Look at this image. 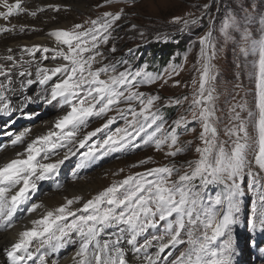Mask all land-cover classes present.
Wrapping results in <instances>:
<instances>
[{
	"label": "snow or ice",
	"instance_id": "obj_1",
	"mask_svg": "<svg viewBox=\"0 0 264 264\" xmlns=\"http://www.w3.org/2000/svg\"><path fill=\"white\" fill-rule=\"evenodd\" d=\"M115 4L123 7L112 10ZM136 4L137 0H102L97 7L109 10L70 28L51 30L49 36L55 47L39 43L21 45L8 47L6 54L0 55V118H10L11 124L16 122L11 119L14 114L35 118L39 113L24 111L33 104L67 109L52 129L30 141V128L4 133L12 146H26L15 158L0 165V229L13 227L15 214L32 199L40 182L58 175L61 166L79 149L86 150L79 152L77 169L109 153L142 146H153L158 151L166 147L165 155L176 158L189 146H181V130L194 131L187 125L198 121V159L186 161L189 171L183 173L172 163L126 175L92 196L81 208H71L81 200L76 196L47 210L32 220V226L21 231L6 249L9 264H58L52 258L57 250L76 244L74 264H129V253L143 264H160L166 259L162 256L165 250L178 245L186 247L171 264H237L243 249L238 247L233 229L242 222L248 193L253 198L245 217L249 232L245 244L264 258V241L259 238L264 235V36L256 39L248 32L255 19L251 14L264 5V0H241L237 5L239 11L228 15L221 29H231L240 36L238 54L243 60L237 67L242 73L247 71L253 85L251 105L238 103L230 108L232 116L224 132L227 140L220 139L217 127V73L212 63L217 50L212 30L198 41L201 63L197 68L198 89L189 101L191 120L180 115L169 123L161 113L173 102L157 106L160 96L138 89L179 75L181 65L170 64L164 73L153 74L147 71V64L133 67L127 59L114 58L118 50L114 34L130 23L126 9L135 8ZM208 7L204 5L205 9ZM46 8L61 10L60 5ZM45 10H29L24 0H0V20L5 22L0 33L17 30V25L9 23L12 17H37ZM172 22L182 23L179 30L184 32L198 20L173 17ZM259 22L264 24V16ZM130 27L136 29L137 25L131 23ZM34 30L26 25L18 27L20 33ZM49 60L53 66L43 63ZM34 85L37 90L26 94ZM174 104L180 105L181 100ZM110 112L116 114L108 115ZM244 112L246 116L241 115ZM92 118L106 119L100 127L78 138ZM117 121H123V125L107 131L102 140L90 142ZM61 150L62 158L52 160ZM150 159H142L132 167L145 165ZM253 166L258 170L254 171ZM174 175L176 179H172ZM245 176L247 193L243 186ZM213 185L222 186V190L209 193ZM41 206L30 203L26 213ZM162 222L164 234L147 237L149 230L157 229ZM34 242L39 243L35 250ZM153 247L157 249L154 255L149 252Z\"/></svg>",
	"mask_w": 264,
	"mask_h": 264
},
{
	"label": "rangeland",
	"instance_id": "obj_2",
	"mask_svg": "<svg viewBox=\"0 0 264 264\" xmlns=\"http://www.w3.org/2000/svg\"><path fill=\"white\" fill-rule=\"evenodd\" d=\"M63 2L66 3V7L63 9V6H61L62 10L56 12L55 15H51L52 13L50 14L49 12V14L46 15L45 10L42 13H38L37 17L34 18L39 20L42 18L46 19L51 15L54 19L53 22H55L58 26L60 25L62 27V24L66 23V25L62 28H70L76 23H82L90 18H95L103 11L109 10L108 8L97 7V5L102 3V0H63ZM38 3L39 0H30V2L24 4V6H27L26 8H30ZM240 3L241 0H137L135 8L126 9V12L128 13V21H130V23H126L117 33L114 34L117 37L115 43L118 49L114 54V58L127 59L132 63L133 67H141L147 64V71L153 74L164 73L165 69L170 64L181 65V68L178 69L179 75L171 78L165 77L166 82L163 80L157 81L152 85H142L138 89L146 94L160 96L161 100L157 102V106L167 104L169 101L173 102L172 106L163 108L161 113V115L165 117L164 112H170L171 110L172 115L170 118H165L169 121V123L178 118L180 115H185L189 120H191V112L188 111L189 101L193 99V93L198 89L199 73L197 68H199L201 63L200 45L198 41L199 38L205 35V33H207L210 29L213 33L212 42L217 50V54L214 56L212 63L214 65L215 72L217 73V80L214 82V87L216 89L217 96L216 114L220 118L217 127L220 130L219 137L221 140L228 139L224 132L225 127L229 125V121L231 120V106L238 103H246L249 106L251 105L253 99L250 91L253 87L252 81L249 79L246 70L242 73L240 68L237 67V65H239L243 60V58L238 54V47L240 45L237 42L240 40V36L231 29H226L224 31L221 30L228 15L239 11L237 5ZM204 5H209V7L205 9ZM80 6H82V8ZM245 6L247 5L245 4ZM120 7H123V5L115 4L113 5L112 10H117ZM43 15L46 16L43 17ZM251 15L255 17V19L250 22L248 32L253 38L259 39V37L264 36V31H261V29L264 28V24L259 22L260 17L264 16V5H262L258 11L252 12ZM19 17L20 16L16 18ZM173 17L197 19L198 23L194 26H189L186 31L181 32L179 29L183 27L182 23H173ZM47 22L48 21H45V23ZM131 23L136 24L137 28L131 29ZM225 32L228 34L225 35ZM30 33H33V31H30L29 34ZM140 33H143V36H141ZM23 34L24 33L15 32L11 34L12 36H10H20ZM10 36H7L6 33L4 37H0V42L7 40V38L10 39ZM246 43V41L241 42L242 45ZM165 45L167 46V49L164 48ZM162 47L165 50H168V60L162 71L158 72V61H153L152 58L154 50L157 51ZM105 52H107V49H105ZM112 58L113 57H110V59ZM43 63L45 64L46 61ZM176 80L180 81L179 85L175 84ZM194 80L197 81V83L194 84ZM36 90L37 86L34 85L30 89L26 90V94L31 95ZM183 97H188V100H183ZM177 99L181 100V104L178 106L174 104V101ZM33 105L34 110L37 111V113H40L39 115L41 116L38 119L39 124L45 119L49 118L48 120H51L56 115L63 114L67 111V109L60 110L54 105ZM123 106L124 105H121V107ZM28 113L31 112L29 111ZM115 114V112L108 113V115ZM241 115L246 116V112L241 113ZM105 119L106 118H92L88 127L81 130L78 138H82L86 132L93 131L95 128L100 127L105 122ZM25 121L21 123H24ZM122 125L123 121H117L114 125L110 126V129H106L101 133H98L96 137L91 138L90 142L102 140L107 131H114L116 127H120ZM23 127L26 126L21 127V125L16 126V124H14L11 129L18 133ZM187 128L194 129V131L181 130L183 134L180 135L179 139L181 146H189L185 149L184 153L179 154L176 158L167 157L165 155V152L167 151L166 147L163 151H158L155 150L153 146H142L139 149L133 148L125 151L109 153L108 155L90 162L85 167L77 169L76 165L80 161L79 152L86 150L79 149L75 156L70 157V159L61 166L58 175L49 180L50 184L47 185L50 187H46L44 184L40 186L46 187V189L43 190L33 200V202L37 201V203H42L43 198L45 199L49 193L61 191L62 189L71 186L75 187L77 184L81 185L95 175H99L100 178L102 177V179L98 182L95 181V189H91V192H88L90 189H87V195L81 196V200L75 202L71 206V208L76 209L81 208L84 202L96 195L98 192L102 191L104 188L108 187L114 181L121 180L126 175L142 172L146 168L175 163L176 166L181 169V173L189 171L186 167V161H194L198 159L195 147L201 144L198 139L199 132L201 131V125L198 121H192L187 125ZM1 132L4 134L6 129ZM2 141L6 143L8 142L6 144L7 148H15L10 144L9 136L4 135L0 142ZM63 151L64 150H61L59 155L62 154ZM55 157L57 156H53L51 159H54ZM149 157L151 159L147 164L132 167V165L138 164L140 160L148 159ZM121 169H123V172L120 171ZM253 170L256 171L258 169L253 166ZM55 178L58 180L56 181L57 183H52ZM172 179H176V176L174 175ZM73 182H75V184ZM247 183L248 178L245 176L243 186L246 193ZM221 190L222 186L213 185L208 189V192L215 194L217 191ZM252 198L251 193H248L245 196L244 210L241 214L242 222L234 226L233 229L238 242V247L243 249V254L237 257V264H264V258H261V254L257 250L249 249L245 244L249 235L245 217L248 215ZM70 199H73V197ZM107 231L111 232L113 229H108ZM163 234L164 228L162 222L157 229H150L147 237H150L151 235ZM259 238L261 241H264V235H261ZM101 239H103V237H101ZM36 243L39 244L38 242ZM217 243H219V241ZM185 247L186 245H178L170 247L168 250L166 249L165 254H163V257L166 258L163 259L165 264H171V261L179 256V253L183 251ZM77 249L78 244L66 246L64 249L57 250V253L52 256V258L58 260V263L61 264H74L73 256ZM156 250V247H153L149 250V252L154 255ZM48 254L52 255L51 252ZM130 256H132L131 253H129V257ZM62 257L67 259L62 261ZM29 264H31V262H29ZM129 264H131L130 260Z\"/></svg>",
	"mask_w": 264,
	"mask_h": 264
},
{
	"label": "bare ground",
	"instance_id": "obj_3",
	"mask_svg": "<svg viewBox=\"0 0 264 264\" xmlns=\"http://www.w3.org/2000/svg\"><path fill=\"white\" fill-rule=\"evenodd\" d=\"M29 2H30V0H24V4H27ZM47 5H60V6H63V9H64V7H66V3H64L63 0H39L38 4H35L33 7H30L28 9L29 10H36L38 8H45L46 9V15L49 13L50 14L52 13L51 15H53V14L55 15L56 12L52 11L50 9H47L46 8ZM80 7L82 8V6H80ZM21 15H18V16H20L19 18H16L18 16H14L11 18L9 23L12 25H17V30L14 32H7V36H10L12 33H15V32L18 33L19 32L18 27L20 25H26L29 28H34L35 30L33 31V33H30V34H29L30 31H27L26 33H24L23 35H20V36L11 37L12 36L11 35L10 39L7 38V40L1 41L0 42V55L6 54V50L8 47L19 48L21 45H29L30 46V45L36 44V43L46 45L48 47H55L56 46L54 39L49 36V32L55 28H60L61 26L60 25L58 26L55 22H53L54 19L51 15L48 16L46 19L42 18L40 20L36 19L34 17H31L27 14H24L22 16ZM46 15H43V17ZM49 17H50V19H49ZM45 21H48V22L45 23ZM4 24H5V22L3 20H0V26H2ZM65 25H66V23H63L62 27ZM5 34L6 33H0V37H4ZM38 55H39V53H37V56ZM45 65L53 66V62L50 60L46 61ZM33 106L34 105L29 106L24 111L26 113H28L29 111L31 113H37V111L34 110ZM63 114L56 115L51 120H48L49 118L45 119V120L41 121L40 124L38 123V119L41 117L40 115H37L35 118L29 119V118H26L23 114H14L11 119H14L16 121L14 123V124H16V126H20V125H21V127L26 126V127L21 128L19 131L23 130L24 128H30L31 129L30 135L27 137V141H30L31 139H34L36 136L45 134L48 130L52 129L54 126L55 120ZM9 119L10 118H0V131H2L4 129H6V131H13L11 128L14 126V124L9 123ZM23 121H25V122L21 123ZM19 123H21V124H19ZM5 125H7V127H5ZM3 135H5V134H3ZM3 135L0 133V138ZM25 146H26V144L14 146L15 148H11V147L7 148V146L5 145V142H1L0 143V165L7 162L9 159L15 158L16 153L22 152L23 148ZM62 156H63V153L60 154L59 156L55 157L52 160L62 158ZM101 179H102V177L100 178L99 175H95L94 177L90 178L88 181H85V183H83L81 185L77 184L75 187L71 186V187H67V188L62 189L61 191H55V192L49 193L45 199L43 198L42 203L39 202V203H41L42 206L40 208H38L36 211H34L31 214H27L24 218H22L18 222H16L13 225V227L10 228L9 230L0 229V264H9V262L7 261V257H6V249L8 247H10L11 243L15 242V240L18 239L19 233L21 231L25 230V228H29L32 226V224H31L32 220L40 218L47 210H52V209H54V208H56V207H58L64 203H66V200L68 198L70 199V198H72V197L74 198L76 196H79V197L86 196L87 195V189L88 190L90 189L88 192H91V189H95V187H96L94 184L95 181L98 182ZM73 183L75 184V182H73ZM37 194H38V191L32 194V199L28 202V204L32 203V201L34 200V198ZM33 203H37V201L36 202L34 201ZM28 204L22 206V208L17 211L14 218L17 215L23 213L25 211V209L27 208ZM142 239L143 238H141V242H142ZM37 247H38V244L36 242H34L32 245L33 250H35ZM162 256H163V254H162ZM65 259H67V258H64V257L61 258L62 261H64ZM128 259L130 260L131 264H136V263L137 264H143L142 261H140V262L135 261L134 258L132 256L129 257V255H128ZM58 264H61V263H58ZM161 264H165V261H163V259L161 260Z\"/></svg>",
	"mask_w": 264,
	"mask_h": 264
},
{
	"label": "trees",
	"instance_id": "obj_4",
	"mask_svg": "<svg viewBox=\"0 0 264 264\" xmlns=\"http://www.w3.org/2000/svg\"><path fill=\"white\" fill-rule=\"evenodd\" d=\"M164 48L167 49V46L165 45ZM164 48L163 47L159 48L157 51L154 50V52H153L152 60L158 61V64H157V71L158 72L162 71V69L164 68V66L166 65V62L168 60V50H165ZM164 115H165V118H167V119L170 118V116L172 115L171 110H170V112H167V111L164 112Z\"/></svg>",
	"mask_w": 264,
	"mask_h": 264
}]
</instances>
